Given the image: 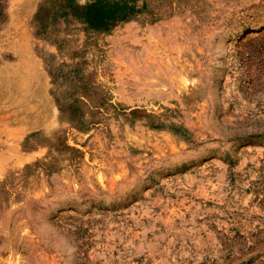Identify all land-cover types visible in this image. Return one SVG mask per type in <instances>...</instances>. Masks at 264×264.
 Returning a JSON list of instances; mask_svg holds the SVG:
<instances>
[{"label":"rangeland","instance_id":"rangeland-1","mask_svg":"<svg viewBox=\"0 0 264 264\" xmlns=\"http://www.w3.org/2000/svg\"><path fill=\"white\" fill-rule=\"evenodd\" d=\"M0 264H264V0H0Z\"/></svg>","mask_w":264,"mask_h":264}]
</instances>
